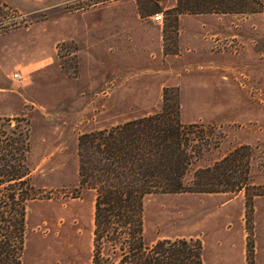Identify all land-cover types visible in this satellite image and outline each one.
Here are the masks:
<instances>
[{
    "label": "rangeland",
    "instance_id": "obj_1",
    "mask_svg": "<svg viewBox=\"0 0 264 264\" xmlns=\"http://www.w3.org/2000/svg\"><path fill=\"white\" fill-rule=\"evenodd\" d=\"M176 4L0 0V26L17 24L0 27V141L17 149L16 119L26 120L38 191L21 264H91L94 192L76 190L78 138L159 113L164 101L219 141L198 167L249 147L238 154L248 188L147 196L146 243L194 239L203 264H264V0L223 2L256 12L177 18Z\"/></svg>",
    "mask_w": 264,
    "mask_h": 264
},
{
    "label": "trees",
    "instance_id": "obj_2",
    "mask_svg": "<svg viewBox=\"0 0 264 264\" xmlns=\"http://www.w3.org/2000/svg\"><path fill=\"white\" fill-rule=\"evenodd\" d=\"M213 1L219 4L208 3ZM225 1L177 0L173 10L176 18L256 12L229 8ZM16 27L15 22L5 21L2 30ZM16 122L22 125L17 149H7L8 139L0 141V264H21L27 205L38 197L27 164L26 120ZM207 134V128L181 123L177 101L170 105L164 101L159 113L79 136L76 190L94 192L91 264H203L198 240L146 243L143 213L144 200L153 194L247 191L248 166L240 164L238 154L249 147L198 167L203 155L219 142Z\"/></svg>",
    "mask_w": 264,
    "mask_h": 264
},
{
    "label": "built area",
    "instance_id": "obj_3",
    "mask_svg": "<svg viewBox=\"0 0 264 264\" xmlns=\"http://www.w3.org/2000/svg\"><path fill=\"white\" fill-rule=\"evenodd\" d=\"M151 20L157 24H161L162 23V15L161 14H155L151 17ZM14 79L18 78V75H14L13 77Z\"/></svg>",
    "mask_w": 264,
    "mask_h": 264
}]
</instances>
